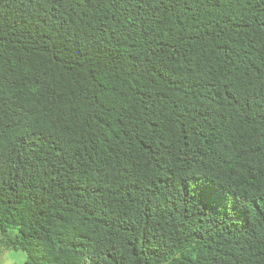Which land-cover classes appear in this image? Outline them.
Instances as JSON below:
<instances>
[{"label": "trees", "instance_id": "16d2710c", "mask_svg": "<svg viewBox=\"0 0 264 264\" xmlns=\"http://www.w3.org/2000/svg\"><path fill=\"white\" fill-rule=\"evenodd\" d=\"M264 264V0H0V254Z\"/></svg>", "mask_w": 264, "mask_h": 264}, {"label": "rangeland", "instance_id": "374dc122", "mask_svg": "<svg viewBox=\"0 0 264 264\" xmlns=\"http://www.w3.org/2000/svg\"><path fill=\"white\" fill-rule=\"evenodd\" d=\"M23 255L20 251L2 250L0 254V264H21Z\"/></svg>", "mask_w": 264, "mask_h": 264}]
</instances>
